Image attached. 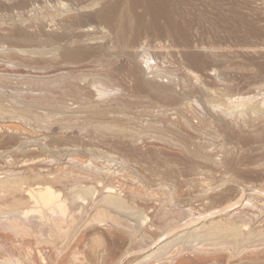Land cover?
<instances>
[{
    "label": "rangeland",
    "instance_id": "374dc122",
    "mask_svg": "<svg viewBox=\"0 0 264 264\" xmlns=\"http://www.w3.org/2000/svg\"><path fill=\"white\" fill-rule=\"evenodd\" d=\"M0 264H264V0H0Z\"/></svg>",
    "mask_w": 264,
    "mask_h": 264
},
{
    "label": "bare ground",
    "instance_id": "6f19581e",
    "mask_svg": "<svg viewBox=\"0 0 264 264\" xmlns=\"http://www.w3.org/2000/svg\"><path fill=\"white\" fill-rule=\"evenodd\" d=\"M30 190L31 191L28 195L33 203L32 209L33 206L35 207L33 212H37L39 215L44 214V216L45 214L53 215L58 210L63 212L62 202H60L58 199L59 197H57L59 194L57 195V193H55L50 187H40V189H36L35 191H32V189Z\"/></svg>",
    "mask_w": 264,
    "mask_h": 264
}]
</instances>
